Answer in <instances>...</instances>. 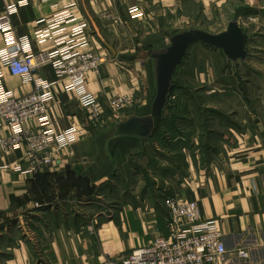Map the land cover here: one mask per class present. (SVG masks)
I'll return each instance as SVG.
<instances>
[{
	"label": "crops",
	"instance_id": "0c3cea01",
	"mask_svg": "<svg viewBox=\"0 0 264 264\" xmlns=\"http://www.w3.org/2000/svg\"><path fill=\"white\" fill-rule=\"evenodd\" d=\"M218 1L232 6L227 27L218 33L199 30L220 35L237 21L247 56L230 61L221 49L194 45L206 57L199 77L212 84L205 91L212 100V122L205 123L202 113L197 138L188 139L182 135L188 124L179 120L185 119L179 115V66L169 104L156 126L152 54L157 51L149 42V37L172 32L168 21L181 20L183 0H27L13 25L19 36L32 38L35 53L54 48L51 42L35 39L53 16L72 13L76 21L66 26L67 33L81 22L87 24L89 46L84 51L109 58L98 73L88 74L86 84L99 99L104 117L102 123H93L60 81L53 89L50 119L58 132L75 128L77 142L56 157L54 166L36 175L14 171L24 161V148L0 151V264H100L125 258L168 237L167 197L195 201L203 220L218 221L228 264H264V0ZM11 2L0 0V16ZM132 6L139 9L131 11ZM188 53L181 68L188 63ZM36 76L58 80L51 67ZM229 83L235 91L225 89ZM5 84L16 96L34 90L32 82L8 73ZM122 94L134 97L137 104L114 114L108 100ZM220 117L228 122H219ZM25 126L39 125L30 121ZM9 133L4 126L0 138ZM200 139L203 151L191 154ZM97 190L99 197L113 190L118 194L111 193L117 199L115 212L91 206L87 213L76 212V203L86 207ZM241 249L248 251V258L236 256Z\"/></svg>",
	"mask_w": 264,
	"mask_h": 264
},
{
	"label": "built area",
	"instance_id": "2783aa9c",
	"mask_svg": "<svg viewBox=\"0 0 264 264\" xmlns=\"http://www.w3.org/2000/svg\"><path fill=\"white\" fill-rule=\"evenodd\" d=\"M26 6L27 0H12L0 16L3 42L0 49V129L6 126L10 130L9 135L0 138V151L10 153L24 148V161L16 165L14 171L36 175L54 166L56 157L78 139L75 128L61 132L54 129L49 115L55 100L53 89L64 81L65 91L74 94L80 106L89 112L90 120L102 123L103 108L86 84L88 74L98 73L109 58L84 51L89 46L86 23L81 22L70 33L66 32V26L76 21L68 10L53 16L47 27L35 34L39 43L51 42L54 48L35 53L32 38L19 36L13 25V17ZM138 9L137 6L130 8L131 11ZM45 67L53 69L57 81L36 76V72ZM7 73L21 77L25 83L32 82V93L16 96L6 87ZM136 104L134 97L124 94L108 100V108L114 114ZM30 121H37L38 128H26ZM164 205L169 216L168 237H159L125 258H111L100 264H228V251L217 220H203L195 201L167 197ZM235 254L240 259L248 258L247 250H237Z\"/></svg>",
	"mask_w": 264,
	"mask_h": 264
},
{
	"label": "rangeland",
	"instance_id": "374dc122",
	"mask_svg": "<svg viewBox=\"0 0 264 264\" xmlns=\"http://www.w3.org/2000/svg\"><path fill=\"white\" fill-rule=\"evenodd\" d=\"M235 0H232L231 4H233ZM237 1V0H236ZM183 13L181 20L176 23L175 19L173 21H168L167 29L168 31H172L170 34H166L165 36H152L149 37V42H151L152 47L156 48V51H161L163 47H166L169 44V39L171 36L176 35L178 33L184 32V31H190V30H199L204 29L207 31H210L212 33H218L219 31L225 29L227 27V24L229 23V20L231 19V11L232 6L229 5L228 2L224 3L223 5L218 4V0H183ZM238 2V1H237ZM176 16V15H175ZM173 16V17H175ZM178 19H176L177 21ZM155 37V39H152ZM158 38V39H157ZM168 42V44H167ZM200 44V43H198ZM208 50V49H207ZM189 59L188 63H186L182 68L181 64L184 63V60L179 65L180 70L178 71L179 74H177V82L179 85H181V88L177 90L179 94H181L182 98H179V115L184 116L183 119H179L180 121L184 122V125L188 124V128L182 131V135H184L188 139H196L197 138V126L200 125L201 119H202V113L205 123L211 124L212 122V113L210 112V107L212 106V100L211 98L205 97V91L210 90L212 87L211 82L209 83L207 78H205V83L201 82V79L199 77V74L201 73L200 70L203 68V65L205 64L206 57H202L200 53H197L195 51V46L192 47L188 51ZM214 64L213 61H211L210 65ZM178 68V67H177ZM176 73V72H175ZM175 76V75H174ZM206 87H203L205 86ZM227 87H225L226 90L229 91H235L236 87L234 84H226ZM228 86H231L232 89H230ZM181 92V93H180ZM225 105V104H224ZM226 109L225 107H223ZM178 115V116H179ZM226 118V117H225ZM219 120V122H222L226 124L228 122L227 118L222 119L216 118ZM184 126V127H185ZM211 126V125H210ZM201 138V136H200ZM196 146V145H195ZM192 147L191 154H194L195 152L203 151V146L200 139V145L199 147ZM159 152H162L161 149H159ZM128 186V185H127ZM127 188V187H126ZM130 188V187H128ZM122 192V188H120V191ZM111 193L114 195H118L113 190L112 192L107 193V196H98L99 192L98 190L96 193H93L92 196L87 200V202L84 204L86 207L79 206L78 203H76V212L78 213H87L90 211L87 209L88 207H93L94 210L103 209L104 212L107 213H114L115 209L112 207L114 205V202H116L115 197H111ZM98 196V197H97ZM92 209V211H94ZM103 210H100L103 211ZM93 214V213H92ZM96 215H93L91 218H93Z\"/></svg>",
	"mask_w": 264,
	"mask_h": 264
},
{
	"label": "water",
	"instance_id": "95a60500",
	"mask_svg": "<svg viewBox=\"0 0 264 264\" xmlns=\"http://www.w3.org/2000/svg\"><path fill=\"white\" fill-rule=\"evenodd\" d=\"M204 44L208 48L221 49L230 61L245 58V35L237 21L233 20L228 31L220 35H212L203 30L185 31L169 38L167 47L153 53L156 61L157 98L155 102L156 126L162 112L169 104L170 95L174 89L172 78L177 67L187 56L188 50L195 44Z\"/></svg>",
	"mask_w": 264,
	"mask_h": 264
}]
</instances>
